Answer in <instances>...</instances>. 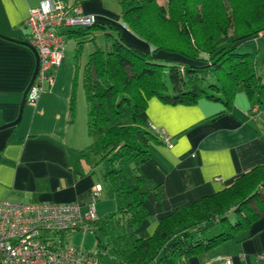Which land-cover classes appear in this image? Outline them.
<instances>
[{
    "label": "crops",
    "instance_id": "1",
    "mask_svg": "<svg viewBox=\"0 0 264 264\" xmlns=\"http://www.w3.org/2000/svg\"><path fill=\"white\" fill-rule=\"evenodd\" d=\"M41 1L0 0V127L20 116L15 126L0 130V200L76 204L86 210L93 189L99 185L94 232L105 226L112 234L113 227L128 233L132 210L119 211L123 206L103 176L106 163L89 165L82 157L90 144L82 79L92 53L85 57L83 47L96 41L98 35L106 37L107 45L119 36L141 52H149L150 47L123 24L120 0H58L94 15L98 27L90 29L86 38L73 36L82 31L79 29L65 32V54L53 85L43 90L36 103L25 101L21 108L36 58L30 48L4 37L26 42L28 11ZM155 57L182 61L164 52ZM237 90L228 107L209 99L190 105L164 103L158 97L149 100L147 117L157 140L148 148V159L133 171L143 181L140 190L145 194L146 213L134 227V236H152L159 220L176 208L217 194L254 168L264 167V128L250 117L257 104L242 86L237 98ZM80 94L84 99L83 128ZM260 189L264 195V187ZM107 216L112 218L103 225ZM94 232L73 233L68 241L97 256ZM224 259L233 264H264V214L235 239L191 257L185 264H219Z\"/></svg>",
    "mask_w": 264,
    "mask_h": 264
},
{
    "label": "trees",
    "instance_id": "2",
    "mask_svg": "<svg viewBox=\"0 0 264 264\" xmlns=\"http://www.w3.org/2000/svg\"><path fill=\"white\" fill-rule=\"evenodd\" d=\"M259 2L264 6V0ZM120 5L123 24L150 51L136 50L115 36L105 49L96 48L88 56L82 81L90 144L82 157L89 165L106 163L103 176L123 206L119 211L132 210L127 235L117 237V241L124 239L123 264H185L187 259L235 239L264 214L260 190L264 167L254 168L217 194L176 208L159 220L152 236H134V227L146 213L145 194L140 190L143 181L133 171L148 159V148L157 140L149 129L147 105L158 97L173 105L209 99L228 107L242 86L254 104L264 107V84L255 74L250 55L237 49L239 43L264 32V22L256 28L247 26L244 33L232 30L223 0H167L166 9L157 6L156 0H120ZM208 6L218 10L217 21L208 19ZM147 16H159L173 25L184 45L143 31L139 24ZM96 27L73 36L86 38ZM158 52L177 55L182 61L160 60L155 57ZM207 72L215 75L213 81L208 80ZM125 111L129 121L122 123ZM111 218L105 217L103 225ZM97 223L91 224L93 232ZM215 229L219 232L209 236Z\"/></svg>",
    "mask_w": 264,
    "mask_h": 264
},
{
    "label": "built area",
    "instance_id": "3",
    "mask_svg": "<svg viewBox=\"0 0 264 264\" xmlns=\"http://www.w3.org/2000/svg\"><path fill=\"white\" fill-rule=\"evenodd\" d=\"M94 24V15L58 0H43L29 9L24 22L26 42L36 51L39 63L26 95L28 103H36L43 90L53 85L65 54V32ZM250 117L264 127V108L255 105ZM163 142L170 147L168 140ZM100 192L101 187L95 186L86 210L76 204L0 200V264H101L95 253L68 241L73 233L93 234ZM219 264L233 263L224 259Z\"/></svg>",
    "mask_w": 264,
    "mask_h": 264
},
{
    "label": "rangeland",
    "instance_id": "4",
    "mask_svg": "<svg viewBox=\"0 0 264 264\" xmlns=\"http://www.w3.org/2000/svg\"><path fill=\"white\" fill-rule=\"evenodd\" d=\"M157 6H160L164 9L167 7V0H156ZM223 5L225 7L224 14L226 15V19L229 20V25L232 30H238L239 32L244 33L247 30V26H253L254 28L260 27L264 22V6L261 5L259 0H223ZM234 10V11H233ZM217 9L209 7L207 8V17L212 18V21L218 20V13ZM217 13V14H214ZM158 17H148L146 20L143 18L141 23L139 24L142 27V30L147 33L156 34L160 36V39L166 40L168 39L170 43H177L180 45H184L182 43V38L178 37V33H176V29L171 25L169 22H163ZM246 28V29H245ZM253 28V29H254ZM149 31V32H148ZM264 32H260L257 36H261L257 38V40L247 39L238 47V53H247L252 58V63L254 65L255 74L260 79V82L264 84ZM253 38V37H252ZM257 41L259 45L257 44ZM70 43V42H69ZM90 44L84 49L85 57L93 52L96 48L97 49H105L107 46L106 37H102V35H98L96 41L89 42ZM69 45V44H68ZM179 47V46H178ZM181 48V47H179ZM83 59V57H82ZM208 80H214L215 75L212 73L207 72ZM167 76L165 77V80ZM167 90L171 91V85L167 83ZM215 92V91H211ZM241 94V86L237 90V98ZM82 95H79V107L81 109V121L80 124L83 128L84 126V99H82ZM239 103V101H237ZM264 108V107H262ZM129 121V117L127 111H125V115L122 119V123H126ZM264 128V127H263ZM150 131L152 129L149 127ZM262 191V189H260ZM114 225H118L117 222L113 223ZM214 226V225H211ZM111 227V225H110ZM215 227V226H214ZM111 229V228H110ZM109 227H103L102 229H97L94 232L93 238L95 241L99 242V249L95 247V251L98 253L96 258L99 260L101 264H123L122 262V248L124 239H119L117 241V237L119 233H121L118 227H113L112 230L114 231L113 234L110 232ZM219 232V229H215L214 231L211 230L209 236H213ZM127 235V233H124ZM70 244L74 245L70 242ZM215 249V248H213Z\"/></svg>",
    "mask_w": 264,
    "mask_h": 264
},
{
    "label": "water",
    "instance_id": "5",
    "mask_svg": "<svg viewBox=\"0 0 264 264\" xmlns=\"http://www.w3.org/2000/svg\"><path fill=\"white\" fill-rule=\"evenodd\" d=\"M4 38L7 39V40H10V41H13V42H16V43L22 44V45H24V46L30 48V49L33 51L34 56H35V58H36L35 70H34V72H33L32 78H31V80H30V82H29V85L27 86V89H26V91H25V93H24V95H23V97H22V100H21V108H22V106L24 105V103H25V101H26V95H27V93H28V90H29V88H30V86H31V84H32V82H33L35 76H36V73H37L38 63H39L38 55H37L36 51H35V50H34V49H33V48H32L27 42H21V41H18V40H14V39H11V38H7V37H4ZM19 117H20V116H18V119L15 120L14 122H12V123H10V124H7V125H5V126L0 127V130L15 126V125L18 123V121H19Z\"/></svg>",
    "mask_w": 264,
    "mask_h": 264
}]
</instances>
